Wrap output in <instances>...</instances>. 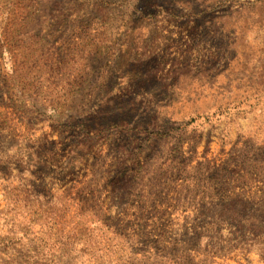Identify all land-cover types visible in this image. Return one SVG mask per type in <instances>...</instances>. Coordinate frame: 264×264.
<instances>
[{
	"label": "rangeland",
	"instance_id": "1",
	"mask_svg": "<svg viewBox=\"0 0 264 264\" xmlns=\"http://www.w3.org/2000/svg\"><path fill=\"white\" fill-rule=\"evenodd\" d=\"M0 264H264V0H0Z\"/></svg>",
	"mask_w": 264,
	"mask_h": 264
}]
</instances>
